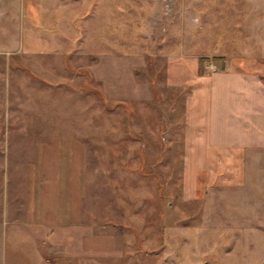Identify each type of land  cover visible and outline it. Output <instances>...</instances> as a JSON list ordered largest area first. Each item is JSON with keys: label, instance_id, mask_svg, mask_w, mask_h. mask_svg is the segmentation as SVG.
<instances>
[{"label": "rangeland", "instance_id": "rangeland-1", "mask_svg": "<svg viewBox=\"0 0 264 264\" xmlns=\"http://www.w3.org/2000/svg\"><path fill=\"white\" fill-rule=\"evenodd\" d=\"M98 1L89 27L29 33L26 0H0V264H264V151L242 185L185 198L184 92L165 83L180 52L264 74V0ZM101 52L141 55L150 97L106 96ZM62 226L99 241L65 255L45 241Z\"/></svg>", "mask_w": 264, "mask_h": 264}, {"label": "crops", "instance_id": "crops-1", "mask_svg": "<svg viewBox=\"0 0 264 264\" xmlns=\"http://www.w3.org/2000/svg\"><path fill=\"white\" fill-rule=\"evenodd\" d=\"M98 2L26 0L24 26L29 33L56 32L50 28L58 26L71 33L77 20L89 27L93 25L92 18L107 16L110 5L105 4L102 8ZM209 63L214 66L213 70L208 68ZM143 64L141 55L101 52L95 53L87 68L106 96L148 99V83L137 80L133 72L134 66ZM165 83L184 92V197L193 198L208 186L242 185L257 168L258 153L264 151V74L261 64L240 57H225L214 62L199 54L172 53L165 64ZM80 228L62 226L58 237L47 234L45 241L50 242L54 250L52 244L56 248L62 246L65 255H77L84 235L92 250L99 237L93 235L89 226ZM100 241L103 240L100 238Z\"/></svg>", "mask_w": 264, "mask_h": 264}, {"label": "built area", "instance_id": "built-area-1", "mask_svg": "<svg viewBox=\"0 0 264 264\" xmlns=\"http://www.w3.org/2000/svg\"><path fill=\"white\" fill-rule=\"evenodd\" d=\"M208 68L211 69V70H213L214 69V66L211 63H209L208 64Z\"/></svg>", "mask_w": 264, "mask_h": 264}]
</instances>
